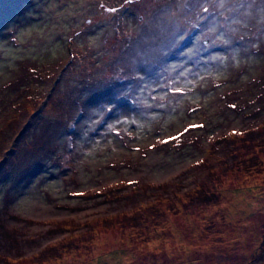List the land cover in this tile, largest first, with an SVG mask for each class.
<instances>
[{
  "label": "rangeland",
  "instance_id": "374dc122",
  "mask_svg": "<svg viewBox=\"0 0 264 264\" xmlns=\"http://www.w3.org/2000/svg\"><path fill=\"white\" fill-rule=\"evenodd\" d=\"M263 122L264 0H0V264H264Z\"/></svg>",
  "mask_w": 264,
  "mask_h": 264
},
{
  "label": "trees",
  "instance_id": "16d2710c",
  "mask_svg": "<svg viewBox=\"0 0 264 264\" xmlns=\"http://www.w3.org/2000/svg\"><path fill=\"white\" fill-rule=\"evenodd\" d=\"M89 64H86V68L90 71L91 69L88 68ZM248 131V132H247ZM245 130L243 132H240L239 134L236 133V131H230L229 134H225L223 135V139H227L229 141L231 140H244L245 143H248V141L250 139H254L255 136L252 135L253 133H257V136H259V134L261 132H264V122L260 123V125L255 128L254 130ZM21 132L22 130L17 134V137L20 135L21 136ZM249 133V134H248ZM248 134L247 136H249L250 134V138H246L244 137V135ZM247 145V144H246ZM14 150L16 149L14 146L12 147ZM102 194V193H100ZM128 254L126 253V249H120V248H115L111 251H104L101 252L99 255H95V257H92L91 263L97 262V264H124V260L126 259H132V255L130 256V258L127 257ZM128 264H134V261H127Z\"/></svg>",
  "mask_w": 264,
  "mask_h": 264
},
{
  "label": "snow or ice",
  "instance_id": "6c2138e0",
  "mask_svg": "<svg viewBox=\"0 0 264 264\" xmlns=\"http://www.w3.org/2000/svg\"><path fill=\"white\" fill-rule=\"evenodd\" d=\"M205 11H207V9H205ZM201 127H202V125H201Z\"/></svg>",
  "mask_w": 264,
  "mask_h": 264
}]
</instances>
